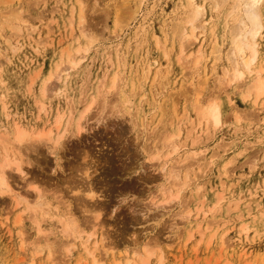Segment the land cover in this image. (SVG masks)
<instances>
[{"label":"rangeland","instance_id":"1","mask_svg":"<svg viewBox=\"0 0 264 264\" xmlns=\"http://www.w3.org/2000/svg\"><path fill=\"white\" fill-rule=\"evenodd\" d=\"M188 1L0 0V134L53 126L54 139L63 135L56 150L54 141L44 140L15 151L24 174L9 169L13 194L0 195V264H93L77 238L94 231L109 248L99 246L105 253L98 252L105 257L100 264H264V97L246 98L250 75L227 83L236 23L226 15L231 3L218 9L210 0H195L205 7L198 21L206 22L205 30L199 26L197 42L184 39L194 42L188 48L174 29L184 20L190 27ZM261 17L254 70L264 68V2ZM89 41L93 46L80 55L85 60L59 79L58 72L69 68L66 57ZM215 46L221 55L213 53ZM199 49L206 59L196 68ZM117 72L121 85L108 92ZM48 80L53 90L42 108ZM123 98L132 103L130 111ZM92 99L80 133L75 120ZM210 99L222 109L216 130L201 125L194 110L196 100L204 105ZM61 113L57 131L53 123ZM176 142L183 146L175 151ZM4 153L1 137L0 160ZM179 185V198L169 197ZM39 202L45 207L35 216L29 206ZM67 216L79 235L65 233ZM66 242L72 244L68 259Z\"/></svg>","mask_w":264,"mask_h":264},{"label":"bare ground","instance_id":"2","mask_svg":"<svg viewBox=\"0 0 264 264\" xmlns=\"http://www.w3.org/2000/svg\"><path fill=\"white\" fill-rule=\"evenodd\" d=\"M79 2L80 5H82V0H77ZM187 1V0H186ZM214 3L215 7L214 8H221L223 7L225 4H228V3H231L230 5V10L228 12H230L229 14L227 13L226 15L228 16V18H232L235 25H232L230 27H232V29L230 30L231 34H233V43H232V48L230 50V56H229V61H230V64L232 65L231 69L232 70H229V69H225V77L227 79V83L228 85H232L233 83H237L239 84V81L243 80L245 78L246 75H250L249 78H251V83L249 85V92L246 96V98H251L252 96H255V99L256 101H258L259 99L263 98L264 97V78H263V74H264V68L262 66V68H258V70H254V66L256 65V62H257V59H258V56H259V53H258V50H257V38L258 36L260 35L261 33V30L263 28V24H262V17H261V6L264 2V0H210ZM181 3V2H180ZM184 3V2H183ZM188 6H187V14H188V19H187V22L186 24L189 25L190 27L189 28H186L185 26H183V24L185 23V20H184V23H179L178 20V24L177 25V28H176V25H175V28L177 30V33L179 34V36L181 38H179L180 40H183V45L185 47L188 46V48L194 44V42H190L188 41L187 43L184 42V39H187L189 40V37L190 39H193V41L197 42L198 40V36L200 35H204V27L205 26L204 23L203 25H199L198 24V21L201 20L202 17H205V7H204V4L203 5H200V4H197L195 0H189L188 2ZM205 3V2H204ZM187 5V4H186ZM181 6V5H180ZM228 6V5H227ZM138 9V8H137ZM183 9V8H182ZM217 9V11H218ZM186 10V9H185ZM216 10V9H214ZM85 10L81 9V12H80V25L82 28V25L85 24ZM186 13V12H185ZM130 14V13H129ZM134 14V13H133ZM128 15V14H127ZM225 15V16H226ZM133 16V15H132ZM120 17V16H119ZM134 17V16H133ZM186 17V15H185ZM200 17V19H199ZM18 18V17H17ZM16 18V20H17ZM20 19V18H19ZM212 19V18H211ZM121 19L119 18V21ZM227 20V19H226ZM20 21V20H19ZM181 21V20H180ZM232 21V22H233ZM18 22V20H17ZM122 22V21H121ZM120 23V22H119ZM185 24V25H186ZM208 24V23H207ZM231 24V23H230ZM73 25V24H72ZM119 25V24H118ZM14 26V25H13ZM199 26H201V30H202V34L199 33L200 35H196V32H197V29H199ZM227 27V24L225 25ZM224 26V27H225ZM203 27V28H202ZM34 28V27H33ZM11 29V28H10ZM32 29V28H31ZM18 34L19 32L21 31V26L17 27L16 28ZM200 30V29H199ZM28 31V30H27ZM86 32L84 30V28L82 29L81 31V37L84 39L86 36ZM174 33H176L175 31H173ZM22 33V32H21ZM206 33V32H205ZM17 34V35H18ZM26 34H29V33H26ZM85 34V35H84ZM21 34H19V37L21 38L22 36H20ZM176 35V34H174ZM212 35V34H211ZM178 35H176L177 37ZM30 36H28L29 38ZM88 37V36H87ZM160 37V36H159ZM42 39V38H41ZM44 39V38H43ZM42 39V40H43ZM81 39V38H80ZM79 39V40H80ZM39 40V39H38ZM46 40V39H44ZM6 41V40H5ZM87 41V40H86ZM212 41V40H211ZM18 42V41H16ZM15 42V43H16ZM182 42V41H181ZM7 43V41H6ZM9 43L11 44V42L9 41ZM37 43H39L37 41ZM36 43V45L38 46V44ZM44 43V41H43ZM159 43V42H158ZM186 43V44H185ZM190 43V44H189ZM8 44V43H7ZM41 44V43H40ZM39 44V46H40ZM202 44V43H201ZM77 45V44H76ZM81 45V44H80ZM166 45V44H164ZM183 45H181V48H182V51H181V54L179 56L178 59L179 61L182 60L181 58L183 57V54L185 52V49L183 48ZM9 47L12 48V45H8ZM93 46V41H89L87 44L85 45H82V46H79L76 49V56H72L71 54L68 55V57H66L67 59L65 60L67 63V65L69 66L68 69L66 70H63V71H60L57 73V71L59 70L57 68V65H56V68L55 70L56 71V75L58 74V77L59 79H61L64 75H69L68 71L67 70H70V69H76L77 66H79V64L85 60L86 57H80L81 54H87V52L91 49V47ZM15 47V46H14ZM32 47V46H31ZM74 47V46H73ZM164 47V46H163ZM186 48V49H188ZM220 48V47H219ZM217 46H215L214 50H213V53L214 54H217L220 52V49H219ZM15 50L11 49L12 51H16V48H14ZM37 49V48H36ZM65 49V48H64ZM205 49V48H204ZM163 52H165L164 49H162ZM67 51V50H66ZM64 52V50H63ZM70 52V51H69ZM73 53V52H72ZM67 55V54H66ZM74 55V54H73ZM79 55V56H78ZM189 55H191L189 53ZM219 55H221V53H219ZM64 56V55H63ZM87 56V55H86ZM165 56V55H164ZM195 56V55H194ZM193 55L191 57H194ZM166 58L168 56H165ZM260 57V56H259ZM188 58V56L186 57V59ZM195 58V67L197 68L201 62L203 61V59L205 58V53L204 51H202V49H199L197 55L194 57ZM9 59V58H8ZM190 59V58H188ZM206 59V58H205ZM62 60V59H61ZM184 60V59H183ZM186 61V60H185ZM61 62V61H60ZM117 62V61H116ZM60 64V63H59ZM156 64V62H155ZM229 64V63H228ZM184 65H187V64H184ZM262 65V64H261ZM65 66V65H64ZM119 66V65H118ZM149 66V65H148ZM205 66V65H204ZM216 66V65H215ZM214 66V68H215ZM121 67V66H120ZM118 67V68H120ZM153 67V66H152ZM124 68V67H122ZM141 69V68H140ZM148 69V67L146 68ZM151 69V68H150ZM150 69H148L150 71ZM124 70V69H123ZM146 70V72L148 71ZM152 70V69H151ZM197 70V69H196ZM202 69H199V71H201ZM117 71V70H116ZM147 72L148 75L150 72ZM198 71V72H199ZM71 72V71H70ZM121 72V71H120ZM144 72V70L142 71V73ZM145 72V73H146ZM108 73V72H107ZM123 73V72H122ZM144 73V76H146ZM146 73V74H147ZM200 73V72H199ZM51 74V73H50ZM119 72H117L112 79H110V84L107 88V91L108 92H111V91H114L117 87L116 86H119V84L121 85V78H119ZM194 75V74H193ZM36 76V75H35ZM34 76V78H35ZM106 76L107 74L105 75V78L106 79ZM37 77H38V74H37ZM50 77H54V75H50ZM124 77V76H123ZM33 77H31L32 79ZM34 78H33V81H34ZM52 78H48V79H52ZM55 79L58 80V78L55 76L54 77ZM53 78V79H54ZM52 79V80H53ZM67 80V78H66ZM250 80V79H249ZM104 81V80H103ZM103 81L101 82L103 84ZM120 81V82H119ZM145 81V80H144ZM46 82V81H45ZM50 81L48 80L47 81V85L44 86V88L42 89V99L40 100V105L41 107L43 108L44 107V100L47 97V95L49 94V90H50ZM66 82V81H64ZM63 82V83H64ZM119 82V84H118ZM226 82V81H225ZM50 84V85H49ZM124 84V83H123ZM49 85V86H48ZM55 85V84H54ZM65 86V84H63ZM139 85V84H138ZM32 86V85H31ZM48 86V87H47ZM143 86V85H142ZM50 87V88H49ZM231 87V86H230ZM54 88V87H53ZM64 89V88H63ZM66 89V88H65ZM51 90H53L51 88ZM62 90V89H61ZM118 90V89H116ZM99 91V90H98ZM138 91V90H137ZM58 92V91H57ZM225 92V91H224ZM102 93V92H101ZM118 93V92H117ZM29 94V93H28ZM52 95V94H51ZM60 95V93H59ZM99 95V94H98ZM107 95V94H106ZM118 95V94H117ZM73 96V95H72ZM101 96V94H100ZM83 97V95H82ZM116 97V96H115ZM128 97V96H127ZM131 97V96H130ZM135 97V96H134ZM219 97V96H217ZM99 98V97H98ZM101 98V97H100ZM216 98V97H215ZM102 99V98H101ZM105 99H106V96H105ZM104 99V100H105ZM117 99V98H116ZM128 98H123V109L127 110V111H130V104L129 100H127ZM130 99V98H129ZM201 100V99H200ZM216 100V99H215ZM70 101V100H69ZM114 101L116 102V100L114 99ZM113 101V102H114ZM209 101L211 102H208L207 104H199V100L197 101L196 100V107L197 109H194V110H197V115H198V118L200 119V124L202 125L201 122L205 121L206 123V127L207 125H211V127L213 126V128H216L219 126V124L221 123V120H222V109L220 107V105L215 102L214 100L212 101V99H210ZM218 101V100H217ZM67 102H68V99H67ZM71 102V101H70ZM85 102V101H84ZM90 105H88V107L85 109V111L82 113V115H80L76 120H75V126L76 128L79 130V132L81 133V129H83V126L82 125V121L84 119V117L86 116V113L90 111L91 107H93V105H95L96 103V100L94 101V99H92V101H90ZM95 102V103H94ZM219 102V101H218ZM46 103V102H45ZM69 103V102H68ZM101 103V102H100ZM122 103V102H121ZM67 104V103H66ZM130 104V105H129ZM153 104V103H152ZM49 105V103H48ZM71 105L73 106V104L71 103ZM69 106V105H68ZM70 106V108L72 107ZM134 106V105H133ZM52 107V106H50ZM132 107V106H131ZM195 107V108H196ZM49 108V107H48ZM137 108V107H136ZM58 109V108H57ZM73 109V108H71ZM79 110V109H78ZM65 111V110H64ZM73 111V110H69V114H71L70 112ZM77 111V110H76ZM134 111V110H133ZM140 111V110H139ZM49 113V112H48ZM63 113V112H62ZM59 114L56 119H55V123L54 124V128L57 130V131H60V128H61V125H62V120H63V117L64 115L63 114ZM74 112H72L73 114ZM77 113V112H76ZM126 113V112H125ZM130 113V112H129ZM38 114V113H37ZM68 114V115H69ZM44 115V114H43ZM130 115V114H128ZM42 116V115H41ZM67 116V115H66ZM135 116V114H134ZM47 117V116H46ZM45 117V118H46ZM136 117V116H135ZM8 118V117H7ZM73 119V118H72ZM74 120V119H73ZM72 120V121H73ZM67 121V120H66ZM198 121V120H197ZM17 123V122H16ZM14 123V124H16ZM40 123V122H39ZM74 123V121H73ZM180 123V122H179ZM178 123V124H179ZM198 123V124H199ZM198 124H197V127H198ZM21 125V124H20ZM66 125V124H65ZM193 125V123H192ZM199 125V126H201ZM53 127V126H52ZM52 127H50L51 129L50 130H28L26 128H23V127H16V131L14 132V134L12 136H3V134L1 135L0 134V138L2 137V143L4 145V155L2 157V160H0V195H5V194H8V195H12L13 194V190L11 189V186L9 185V182H8V179H7V172L8 170L11 171L14 170L15 172L19 173V174H24V171H23V165H24V161H23V158L19 155H17L15 153V151L17 150V147H22L24 146L23 144L26 143V142H32V141H44V140H47V141H54L55 142V150H56V147L58 146V144L60 143V141L63 139V135H59V137L57 139H54V132L52 130ZM180 127V126H179ZM65 128V127H64ZM68 128V127H67ZM193 128V126H192ZM209 128V127H208ZM206 128V130L208 129ZM45 129V128H43ZM49 129V128H48ZM212 129V128H211ZM210 129V130H211ZM65 130V129H64ZM81 130V131H80ZM196 130V128L194 129ZM213 130V129H212ZM67 131V130H66ZM209 132V129L207 130ZM7 133V131H5ZM63 132V131H62ZM61 132V133H62ZM77 132V133H79ZM207 132V133H208ZM206 133V132H205ZM68 134V133H67ZM192 133H187V136L186 138H189V136H191ZM181 136V133L177 134L175 137H177L178 139L180 138ZM4 137V138H3ZM171 138V137H170ZM172 139V138H171ZM175 140V139H174ZM48 144V142L46 143ZM50 145V144H48ZM54 145V144H53ZM182 143L180 142H176V144L173 146L172 149H174L175 151L176 150H180V148L182 147ZM21 153V150L18 149ZM17 150V151H18ZM18 153V154H19ZM2 156V155H0ZM160 157V155H159ZM162 157V156H161ZM22 158V159H21ZM163 158V157H162ZM165 158V157H164ZM161 159V158H160ZM165 167V166H164ZM9 177V176H8ZM89 177V176H88ZM188 183V182H187ZM187 185L186 183L183 184V187ZM177 186V185H176ZM174 186L170 193H169V197L171 198H175V197H178L179 194H181V190H182V187L180 188V186L182 185H179V189H177L178 187ZM15 195V194H14ZM41 196V195H40ZM88 197L90 198H94V194L91 192L90 194H88ZM38 198H39V195H38ZM179 198V197H178ZM166 201V200H165ZM168 201V200H167ZM38 205L40 206H29V210L35 212V216H37V212L38 210H40L41 208L45 207L44 205V202H39ZM95 208H98V207H95ZM42 210V209H41ZM202 213H206V212H202ZM208 213V212H207ZM42 214V213H41ZM72 214V213H71ZM42 216V215H41ZM100 217V216H98ZM66 218V217H65ZM62 221L63 222V229L65 231V233L67 234H71V235H75L76 233L80 234L81 232H79L81 229L78 228L77 224H75L76 222L74 221L75 219H72V218H69L67 216V218ZM216 222V221H215ZM219 222V221H218ZM96 224V223H95ZM98 225V223H97ZM98 227V226H97ZM211 228V227H209ZM207 229V228H206ZM79 230V231H78ZM208 230V229H207ZM94 231V229L92 230ZM84 232V231H82ZM95 232V231H94ZM90 233V234H86L84 236H79V238L77 239H80L82 240V247H84L85 251H86V255L88 256V258L90 259V262H92L93 264H100V262L102 263V261L104 260V256H101L102 257V261H101V257L98 258V252L101 253V255H103L104 251H99V246H101V248H103L105 250V245L103 244V240L102 239L100 242L97 241L96 239V233ZM102 232V230H101ZM78 234V235H79ZM83 235V234H82ZM67 237V236H66ZM101 237H102V234H101ZM69 238V237H68ZM74 238V237H73ZM70 241V240H68ZM78 241V240H77ZM76 242V241H75ZM37 244V243H36ZM71 244V242H70ZM70 244H65L66 248L70 247L69 248V251L72 249L71 248V245ZM65 248V247H64ZM68 248L66 249V252L68 251ZM73 248H75L73 246ZM107 249H109L108 247H106ZM106 249V250H107ZM42 251V248L38 250V252L41 254L43 252H40ZM69 251L67 252V259L69 258L68 256V253ZM72 251V250H71ZM37 252V254H38ZM103 252V253H102ZM71 254V252H70ZM105 254V253H104ZM51 256V255H50ZM71 257V256H70ZM66 258V256H65ZM147 258V257H146ZM57 260V259H56ZM65 260V259H64ZM68 261V260H67ZM64 262V261H63ZM104 262V261H103ZM64 264V263H63ZM66 264V263H65ZM84 264H89V263H84ZM120 264V262H119ZM125 264H139L137 262V259L134 260V259H127L126 263Z\"/></svg>","mask_w":264,"mask_h":264}]
</instances>
